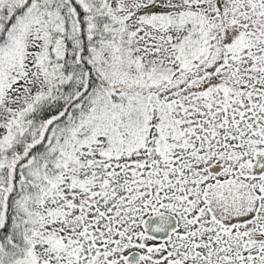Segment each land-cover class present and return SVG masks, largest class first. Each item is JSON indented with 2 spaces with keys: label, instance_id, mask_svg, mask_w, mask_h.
Wrapping results in <instances>:
<instances>
[{
  "label": "snow or ice",
  "instance_id": "6c2138e0",
  "mask_svg": "<svg viewBox=\"0 0 264 264\" xmlns=\"http://www.w3.org/2000/svg\"><path fill=\"white\" fill-rule=\"evenodd\" d=\"M0 264H264V0H0Z\"/></svg>",
  "mask_w": 264,
  "mask_h": 264
}]
</instances>
